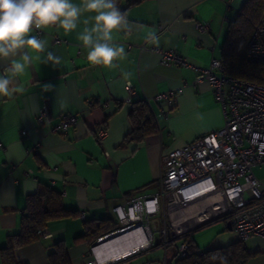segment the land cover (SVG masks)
Here are the masks:
<instances>
[{
    "label": "crops",
    "instance_id": "1",
    "mask_svg": "<svg viewBox=\"0 0 264 264\" xmlns=\"http://www.w3.org/2000/svg\"><path fill=\"white\" fill-rule=\"evenodd\" d=\"M135 1L121 3L129 29L113 33L114 42L123 45L126 53V59L115 62L116 68L88 63V50L78 35L85 27L82 21L95 13H84L72 33L51 27L40 34L60 63L53 65L42 57L20 78L23 93L0 97V248L9 234L18 231L28 196L43 185L60 190L65 207L77 211L75 216L52 221L46 228L48 237L17 249V257L29 264H48V254L60 240L66 242L73 264H87L92 245L76 238L85 230L81 214L85 220L110 218L119 224L117 205L159 189L165 153L224 123L210 82H197L191 66L164 64L160 53L151 49H174L192 65L209 66L213 59H221L227 17L234 18L247 0ZM149 33L157 43L147 39ZM46 85L51 90H45ZM168 91L176 93L171 107L154 99ZM143 98L151 99L159 131L141 143L122 146L132 128L131 104ZM42 107L48 110L44 123L38 121ZM63 113L76 115L77 124L67 132L54 131ZM101 125L109 132L103 142L95 132ZM227 224L214 220L189 237L174 240L168 247L169 264H175L186 240L202 251L241 240ZM244 245L253 254L245 264H264L263 237H252ZM164 255V246L157 242L111 264H162Z\"/></svg>",
    "mask_w": 264,
    "mask_h": 264
},
{
    "label": "built area",
    "instance_id": "2",
    "mask_svg": "<svg viewBox=\"0 0 264 264\" xmlns=\"http://www.w3.org/2000/svg\"><path fill=\"white\" fill-rule=\"evenodd\" d=\"M200 27L205 28L202 24ZM55 40L59 42L60 38L55 36ZM151 50L160 53L166 65L193 67L197 82L209 81L221 103L224 123L221 128L164 154L159 189L114 208L119 227L95 241L87 264H111L112 260L99 259L96 248L107 236L134 228L150 230L151 235L130 254L159 242L165 248L162 264H169L168 247L174 240L189 237L194 229L214 220L230 221L243 241L255 236L264 238V182L254 172L255 167L264 165V85L226 75L218 58L209 66L200 67L188 63L174 49ZM247 57L251 61H264V16L250 37ZM175 97V91H168L154 99L171 107ZM145 99L150 103L151 99ZM47 119L48 110L42 107L38 121L44 123ZM77 121L76 115L63 113L53 130L67 132ZM95 132L101 142L109 136L104 125ZM81 217L84 219L85 214ZM40 235L49 236L47 231ZM190 253V241L186 240L179 247L178 256L183 258ZM197 253L203 251L198 249Z\"/></svg>",
    "mask_w": 264,
    "mask_h": 264
},
{
    "label": "trees",
    "instance_id": "3",
    "mask_svg": "<svg viewBox=\"0 0 264 264\" xmlns=\"http://www.w3.org/2000/svg\"><path fill=\"white\" fill-rule=\"evenodd\" d=\"M121 3L122 0H117V6L124 12ZM263 16L264 0H247L234 18L229 17L228 32L221 52L223 72L226 75L264 85V61H251L247 57L250 37ZM128 117L132 128L122 146L131 142L141 143L159 131L157 119L144 98L132 102ZM76 213L65 207L60 190L43 185L36 193L28 196L18 231L9 234L6 244L0 248L1 264H29L17 257V249L41 239L40 233L46 231L52 221L69 218ZM83 223L85 230L76 238L90 245L119 227L118 222L110 218H84ZM197 250V246L190 242L191 253L187 257L177 258L175 264H245L253 255L248 252L243 240L203 251L202 254L197 253ZM48 264H73L64 240L54 243L48 254Z\"/></svg>",
    "mask_w": 264,
    "mask_h": 264
},
{
    "label": "clouds",
    "instance_id": "4",
    "mask_svg": "<svg viewBox=\"0 0 264 264\" xmlns=\"http://www.w3.org/2000/svg\"><path fill=\"white\" fill-rule=\"evenodd\" d=\"M84 13H95L82 21L85 27L78 35L82 47L88 50V63L116 68L115 62L126 59V53L123 45L114 42L113 33L129 29L117 0H81L80 4L73 0H0V97L23 93L20 78L42 57L44 62L58 65L60 57L47 49L40 32L57 27L65 34L72 33ZM147 39L158 42L153 33ZM45 90H51V85Z\"/></svg>",
    "mask_w": 264,
    "mask_h": 264
},
{
    "label": "bare ground",
    "instance_id": "5",
    "mask_svg": "<svg viewBox=\"0 0 264 264\" xmlns=\"http://www.w3.org/2000/svg\"><path fill=\"white\" fill-rule=\"evenodd\" d=\"M150 235V230L146 231L143 228L114 233L107 236L96 248L97 255L102 262L120 259L145 244Z\"/></svg>",
    "mask_w": 264,
    "mask_h": 264
},
{
    "label": "rangeland",
    "instance_id": "6",
    "mask_svg": "<svg viewBox=\"0 0 264 264\" xmlns=\"http://www.w3.org/2000/svg\"><path fill=\"white\" fill-rule=\"evenodd\" d=\"M254 172H255L256 176H257L260 180H262V181L264 182V165H262V166H258L257 168H255V169H254ZM160 219H161V218H158V219H156V221L159 222ZM220 225H221V224H220ZM221 226H222V228L224 227L223 225H221Z\"/></svg>",
    "mask_w": 264,
    "mask_h": 264
},
{
    "label": "water",
    "instance_id": "7",
    "mask_svg": "<svg viewBox=\"0 0 264 264\" xmlns=\"http://www.w3.org/2000/svg\"><path fill=\"white\" fill-rule=\"evenodd\" d=\"M228 227L230 228V229H233V227H232V225H231V222L230 221H228Z\"/></svg>",
    "mask_w": 264,
    "mask_h": 264
}]
</instances>
